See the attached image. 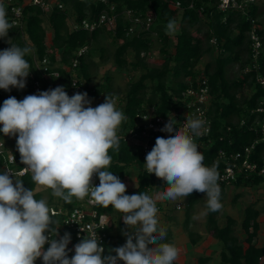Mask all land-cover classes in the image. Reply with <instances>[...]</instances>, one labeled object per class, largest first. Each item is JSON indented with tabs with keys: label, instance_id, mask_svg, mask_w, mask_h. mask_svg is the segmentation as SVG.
I'll return each instance as SVG.
<instances>
[{
	"label": "clouds",
	"instance_id": "obj_1",
	"mask_svg": "<svg viewBox=\"0 0 264 264\" xmlns=\"http://www.w3.org/2000/svg\"><path fill=\"white\" fill-rule=\"evenodd\" d=\"M11 28L5 5L0 3V39L6 38ZM166 29L167 34H174L176 22L170 20ZM11 41L7 39L9 47L0 51V89L6 92L24 89L30 74L25 57L31 49ZM125 119L114 98L105 97L103 103L92 107L87 93L69 97L63 86L22 100L13 96L4 100L0 133L16 137L20 162L26 166L24 171L32 174L33 183L51 189L66 202L90 196L105 208L111 206L122 214L126 242L105 256L93 231L74 246L69 259L71 236L65 233L56 238L59 228L54 227L46 200L35 199L32 189H25L22 181L13 180L12 174L4 171L0 173V264H35L37 259L42 264H173L178 249L161 243L166 230L158 228L156 201H175L195 191L205 194L209 211L222 207L216 168L204 166L193 139L201 135L204 121L189 117L177 129L172 118L160 129L168 135L156 138L144 166L147 174L162 179L167 187L153 198L141 192L126 195V185L107 170L109 149L118 150L117 129ZM94 174L98 186L91 184Z\"/></svg>",
	"mask_w": 264,
	"mask_h": 264
},
{
	"label": "trees",
	"instance_id": "obj_2",
	"mask_svg": "<svg viewBox=\"0 0 264 264\" xmlns=\"http://www.w3.org/2000/svg\"><path fill=\"white\" fill-rule=\"evenodd\" d=\"M21 1V0H20ZM64 8L55 7L46 17L48 27L51 29V46L54 50H59V61L69 65L76 57V51L82 46H86V51L78 56L77 66L80 75L89 85L87 96L89 99L96 98L103 89L109 86L95 85L90 82L89 67L93 50L88 47L97 41L98 36L105 32L103 28L94 31H87L82 28L71 29L69 19L73 18L77 22L84 18L94 19L105 8L103 4L87 2L86 0H59ZM116 6V12L121 13L123 8H129L135 12H146L152 10L155 13L153 25L149 30L141 32L139 35L126 37L124 29L129 22L122 16H118L116 27L113 32L114 41L121 40L115 47L113 59L117 67L123 68L127 61L124 54L131 50L136 59L132 66L134 69L141 68L139 77L130 82L125 91L124 105L122 108L126 119L122 125L126 126L133 120L137 111L143 106H154L158 113H165L175 104L174 97L180 96L181 91L188 85L186 78L195 80L200 72L195 70V65L205 54L212 53L213 59L204 65L203 75L208 77L210 86L211 101L209 114L212 118L211 145L202 151L204 157L203 164L206 167L212 163L218 149L236 151L242 146L250 143L255 138L253 130L248 128L251 117H248V110L256 108L264 100V86L257 80V76H264V29L261 28L258 18L263 17V10L258 4H251L248 12L242 13L239 10L230 9L225 13L218 10V0H110ZM176 2L179 6H176ZM191 5V6H190ZM24 12L27 15L23 30L12 26L6 38L0 39V51L9 47L7 39H12L11 43L31 49L32 53L25 59L30 64V70L34 67V54L37 58L49 56L51 61L56 60L53 52H47L46 31L43 26L44 17L39 8L26 5ZM257 18L260 26L258 34L263 44L262 51L258 59V68L244 72L250 64L249 18ZM170 20H179V32L175 35V43L172 51L166 48L168 36L164 32L165 24ZM156 33V36L154 34ZM158 37L161 42L160 51L164 55V62L158 67H148L143 62L142 53L148 52L152 46V39ZM216 38L217 44L213 46L209 40ZM103 48L99 51L103 53ZM243 55L246 58L242 59ZM238 63L240 75L230 76L229 69ZM62 79L69 80V75L58 68ZM146 80L152 81L151 92L147 96ZM171 81L170 85L167 81ZM62 86V85H60ZM57 86L53 85L52 89ZM64 87V86H63ZM247 87L251 90L248 96L240 94V91ZM65 89V87H64ZM112 92L109 95L112 96ZM27 95H33L30 88L29 79L26 78V86L22 90L12 88L10 91L0 89V106L9 96L22 100ZM247 117V124L239 126V119ZM227 127H230L229 130ZM2 134V133H0ZM111 164L108 171L118 176L123 182L126 177L131 176V166L138 167L136 187L129 193H145L146 186L153 184L154 179L143 170V159L139 153L131 151L128 146L119 141V148L109 149ZM252 160H264V144L256 145L252 152ZM30 173L16 179L23 183L25 189L33 190L34 198L40 200V195L35 192L36 184L33 183ZM15 182V181H14ZM264 183V175H253L249 177H239L234 186H256ZM165 181L156 182L158 190L166 188ZM220 197L223 196L225 185H220ZM127 194V192L125 193ZM201 193L193 192L187 196L184 225L187 228L189 223V210L197 201ZM238 195H235L236 199ZM62 213L51 215L55 223H60L65 215L77 200L66 202L61 198ZM57 207V205H55ZM98 211L113 213L111 206L105 208L98 205ZM218 211L212 212L207 209L205 228L209 236L217 239L221 243L219 260L222 264H263L260 259L264 257V245H257L255 237L259 229L258 217L264 215L262 210L248 204L244 209V214L240 221V227L245 234L243 243L240 242L235 233L236 219L226 216L223 224H218ZM55 226V224H54ZM124 228L122 222L117 227V232ZM187 230V229H186ZM189 240L195 244L199 238L197 233L188 231ZM112 249L108 245L105 255ZM211 259L210 256H200L198 264H206Z\"/></svg>",
	"mask_w": 264,
	"mask_h": 264
},
{
	"label": "built area",
	"instance_id": "obj_3",
	"mask_svg": "<svg viewBox=\"0 0 264 264\" xmlns=\"http://www.w3.org/2000/svg\"><path fill=\"white\" fill-rule=\"evenodd\" d=\"M87 2L103 4L105 8L94 19L84 18L77 22L75 19H69L71 29L82 28L87 31H94L97 28H103L110 32H114L118 16H122L129 24L124 29L126 37L139 35L141 32L149 30L153 25L155 13L152 10L146 12H135L129 8H123L121 13L116 12V6L110 0H86ZM254 0H218L217 8L222 12L230 9L239 10L246 13ZM0 3L5 5L8 14V20L12 26L21 30L25 27L26 14L24 7L26 5L35 6L42 12V16L46 19L49 13L55 8L63 9L64 6L59 0H0ZM176 6L179 3L176 2ZM191 6V5H190ZM250 29L249 49H250V64L245 68L244 72L251 69L258 68V59L262 51V41L258 34L260 26L257 18H249ZM209 42L216 46V38L211 37ZM47 46V45H46ZM87 47L82 46L75 52L76 57L71 60L69 65L60 63L59 60L51 61L49 56L42 58H35L33 60L34 67L30 70L28 76L30 88L33 94H39L42 91L52 89V86H60L61 73L58 68H62L68 75L69 80L66 81L65 91L71 97L75 93H86L89 89L87 82L78 75L77 66L79 63L78 56L86 51ZM47 52L50 54L52 50L47 46ZM58 62V63H57ZM199 76L193 80L188 78V85L181 91L180 96L174 97L175 104L171 106L165 113H158L154 106L145 105L137 111L131 122L126 126L122 123L117 129V135L121 142L125 143L128 148L139 153L143 159V170L146 172L144 166L145 157L151 151L155 144L157 137H167V133L160 131L168 120L172 118L176 121L175 128L180 129L184 121L191 118H199L204 121V126L201 130V135L194 137V143L198 146L200 153L208 148L211 141L212 118L209 114V105L211 101L210 86L208 77L200 72ZM58 77V78H57ZM256 80L264 86V76H257ZM91 100V99H90ZM148 117V119H146ZM248 117H251L248 123V128L253 130L255 138L248 144L242 146L236 151H227L218 149L215 158L209 167L215 166L218 173V186L225 185L232 186L239 177H249L253 175H264V160H252V152L259 143L264 144V100L256 108L248 110ZM239 126L247 124V117L243 116L239 119ZM230 127H227L229 130ZM26 166L20 162V156L16 147L15 136H4L0 134V173L9 171L13 180L19 179L24 175L30 173L25 172ZM31 174V173H30ZM149 175V174H147ZM154 179V183L146 186V194L155 198L160 191L156 188L158 179L155 175H150ZM92 186H98L99 179L97 175H93ZM139 194L128 193L127 195ZM98 205L90 196H85L82 200H78L69 210L65 212L64 217L60 223H55L56 228H59V234L56 237H62L65 233L71 236L68 244V257L74 255V246L80 242L84 237L90 236L93 231L96 232L99 238L100 245L104 248V253L107 251L108 245L112 249L123 246L126 242L125 236L122 232L125 227L116 235L110 232L111 219L107 212L98 211ZM50 215H57L62 213L61 206H48ZM156 207L157 220L161 214L167 212V207L163 201L157 200ZM176 209H180L181 205L177 204ZM47 235V233H45ZM48 244H45L44 250H47ZM112 255H115L112 252ZM106 256V255H105ZM35 264H42L41 259H37ZM122 264V262H121Z\"/></svg>",
	"mask_w": 264,
	"mask_h": 264
},
{
	"label": "rangeland",
	"instance_id": "obj_4",
	"mask_svg": "<svg viewBox=\"0 0 264 264\" xmlns=\"http://www.w3.org/2000/svg\"><path fill=\"white\" fill-rule=\"evenodd\" d=\"M255 4H258L260 6V9L263 10L264 8V0H254ZM260 21L261 28L264 29V15L263 17L258 18ZM177 24V30L174 34L169 35L167 34V29L165 24L164 32L168 36V42L166 45V48L168 51H172L175 43V35L179 32V20H175ZM43 26L45 27L47 40L46 42H50V38L52 35L51 29L48 27L47 20H43ZM156 36V33L154 34ZM121 40L114 41L113 33L105 30V32H102L98 38L97 41L92 43L88 49L91 48L93 50L90 58L88 61L90 62L89 67V74H90V82L95 85H101V86H109V89H103L101 93L96 97L91 99V106L96 107L99 104L104 102L105 97H111L114 98L116 101V106L119 110L122 111L123 105H124V96L126 88L128 87L129 83L136 80L139 75L142 73L141 68L134 69L132 64L136 61L134 58V54L131 50H128L124 57L127 61V64L123 68H119L116 66L114 59H113V52L115 50V47L117 44H119ZM161 42L158 37H155L152 39V46L150 51L142 53L141 56L143 57V62L148 67H158L161 66V64L164 62V55L160 51ZM99 47H102L103 53L99 51ZM32 53V51H31ZM213 54L208 53L203 56V58L195 65V70L198 72L204 71V65L206 62L213 59ZM246 58V55H243L242 59ZM230 76H238L240 75V71L238 68V63L233 64L229 69ZM188 78H186V81ZM172 82L167 81V84L170 85ZM63 85H66L65 82L62 83ZM147 84V96L151 92V87L153 86V82L150 80H146ZM109 92H112V96L109 95ZM251 93V90L247 87H244L240 94L244 96H248ZM105 96V97H104ZM132 175L129 177H126L124 179L126 189L129 190V184L132 182V179L134 178V172H137L138 169L136 165L132 167ZM128 186V187H127ZM136 184H134L133 187H135ZM126 191V192H127ZM35 192H37L40 195V199H45L48 206H61V198L56 197L53 195V192L51 189H46L41 186L36 185ZM159 192H162L160 190ZM158 192V193H159ZM127 195V194H126ZM235 195H238L236 199H234ZM73 199L77 200V198L73 197ZM206 196L204 193H201L200 196L197 198V201L194 203V205L189 210V223L187 225V228L184 225V219H185V210H186V204L187 201L185 198H181L179 201L182 203V208L180 210H174L171 208L169 210L170 206L174 207L173 200H160L164 201L166 207L169 210V214L163 215L160 224L158 225V228H163L166 230V237L161 243H169L170 234H175V236H184L186 242L189 239L188 231H192L194 233H203L204 234V240L202 242L205 247H208V255L212 256L210 261L206 264H222L219 260V252L221 249V243L217 239H213V237H209L206 228H205V222H206V213H207V207H206ZM219 202L222 205V207L219 209V212L216 216L218 224H223L225 222L226 216H231L236 219V226H235V233L237 234L240 242L243 243V239L245 238V234L242 231L240 227V221L242 219V216L244 214V209L248 204H252L255 208H258L260 210L264 207V183H260L256 186H239L236 187L234 185L227 186V188L224 189L223 196L219 198ZM113 222L115 226L117 227L120 222H122L121 218L119 219L120 212L113 209V213L111 214ZM264 215L262 214L259 217V230L257 232V235L255 237V242L257 245L261 246L264 245ZM117 229V228H116ZM187 229V230H186ZM173 238V237H171ZM186 253L189 254L188 260L190 263L187 264H198V258L199 256L205 255V253H201L198 256V252L192 251L190 248L186 245ZM187 256V255H186ZM183 258L182 256L178 255L177 261H180ZM260 261L264 264V257L260 259Z\"/></svg>",
	"mask_w": 264,
	"mask_h": 264
},
{
	"label": "crops",
	"instance_id": "obj_5",
	"mask_svg": "<svg viewBox=\"0 0 264 264\" xmlns=\"http://www.w3.org/2000/svg\"><path fill=\"white\" fill-rule=\"evenodd\" d=\"M45 20H47V18H46ZM47 22H48V21H47ZM46 45L52 50V52H53L54 55H55L56 60H58V59H59V50H54V49L52 48V46H51V42H46ZM32 57H33V60L36 58V56H35L34 54L32 55ZM57 63H58V62H57ZM63 82H65V80L60 79V81H59L60 85L64 86V85L62 84ZM134 165H136V164H133V165L131 166V169H133L132 167H133ZM136 167H137V165H136ZM137 169H138V167H137ZM133 172H134V178L132 179V182L129 184V185H130V186H129V190H128V191L126 190V191H127V194H128L132 189H134V188L136 187V186H135V187H133V186H134V184L137 183V173H138V171H137V172L133 171ZM123 183L125 184L124 181H123ZM127 187H128V186H127ZM225 188H227V187H225ZM126 189H128V188H126ZM180 199H181V198H178L177 200L173 201L174 207H171V206H170L169 210H171V208L174 209V210H180V209L182 208V206H181L180 209H176V208H175V206H176L177 204L182 205L181 201H179ZM185 199H186V201H187V197H186ZM78 200H79V199H77V201H78ZM163 202H164V201H163ZM113 209H114V208H113ZM169 210L167 209V212H166L165 214H161V215L159 216L158 225L160 224V220H161L162 216H163V215H166V214H169ZM109 215H110V219H111V228H110V232L112 233V235H116L117 233H119V232H117V229H116L118 226H117V227L115 226L111 214H109ZM261 215H262V214H260L259 217H260ZM121 216H122V214L120 213L119 219L121 218ZM259 217H258V221H259ZM262 218H263V217H262ZM121 220H122V218H121ZM262 220H264V218H263ZM122 223H123V220H122ZM118 225H119V224H118ZM124 227H125V225H124ZM158 227H159V226H158ZM258 230H259V229H258ZM198 235H199L198 240L196 241L195 244H192V243L190 242L189 239H188V241L186 242V240H185L183 234H182V236L180 235L179 237H178V236H175V234H170V239H169L170 242H169L168 244L174 245V246L178 249V255H180V256H182L183 258H185V259H182V260L180 261V263H179V261L175 260V261L173 262V264H187V263H190L189 260H188L189 254L186 253V245H187V247L190 248L192 251H194V252H198V253H197L198 256H199V254H201V253H205V255H203V256H210V255L206 254V253H208V250H210V249H208V247H205V246L203 245L204 242H202V241L204 240V234L201 232V233H199ZM171 237H173V238H171ZM209 237H210V236H209ZM213 239L215 240V238H213ZM150 246H151V245H150ZM186 255H187V256H186ZM199 257H200V256H199ZM210 257H212V256H210ZM209 261H210V260H209ZM209 261H208V262H209Z\"/></svg>",
	"mask_w": 264,
	"mask_h": 264
}]
</instances>
